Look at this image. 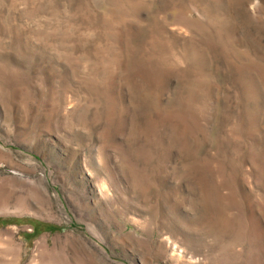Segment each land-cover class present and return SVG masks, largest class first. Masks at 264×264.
Wrapping results in <instances>:
<instances>
[{
  "label": "rangeland",
  "instance_id": "rangeland-1",
  "mask_svg": "<svg viewBox=\"0 0 264 264\" xmlns=\"http://www.w3.org/2000/svg\"><path fill=\"white\" fill-rule=\"evenodd\" d=\"M0 264H264V0H0Z\"/></svg>",
  "mask_w": 264,
  "mask_h": 264
}]
</instances>
